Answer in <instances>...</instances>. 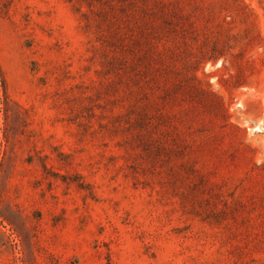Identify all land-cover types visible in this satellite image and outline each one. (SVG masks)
I'll use <instances>...</instances> for the list:
<instances>
[{
    "label": "rangeland",
    "instance_id": "obj_1",
    "mask_svg": "<svg viewBox=\"0 0 264 264\" xmlns=\"http://www.w3.org/2000/svg\"><path fill=\"white\" fill-rule=\"evenodd\" d=\"M0 264H264V0H0Z\"/></svg>",
    "mask_w": 264,
    "mask_h": 264
}]
</instances>
